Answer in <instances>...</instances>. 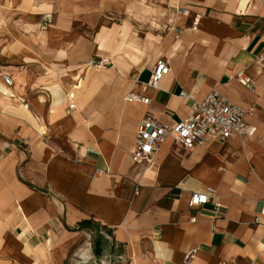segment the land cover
<instances>
[{
    "label": "crops",
    "instance_id": "1",
    "mask_svg": "<svg viewBox=\"0 0 264 264\" xmlns=\"http://www.w3.org/2000/svg\"><path fill=\"white\" fill-rule=\"evenodd\" d=\"M196 1L195 24L138 74L130 42L156 36L154 21L143 38L122 24L94 33L113 7L0 0V69L13 80H0L9 94L0 101V264H93L91 254L96 264H264V218L253 224L264 203V64L253 63L264 55V0ZM113 33L114 69H93L94 46L105 38L108 56ZM158 57L170 72L152 90ZM211 90L253 109L254 134L185 154L167 141L152 180L142 179L144 165L129 156L140 119L172 126L189 114L181 91L201 99ZM126 93L149 103L125 102ZM194 192L208 202L190 207Z\"/></svg>",
    "mask_w": 264,
    "mask_h": 264
},
{
    "label": "built area",
    "instance_id": "2",
    "mask_svg": "<svg viewBox=\"0 0 264 264\" xmlns=\"http://www.w3.org/2000/svg\"><path fill=\"white\" fill-rule=\"evenodd\" d=\"M93 63L92 60L91 64ZM253 63L255 65L264 64V55L255 58ZM169 72L170 67L167 60L164 57H158L150 73L148 88L156 90L161 80ZM236 79L247 90L253 89L252 81L244 74H238ZM0 80L5 87H12L13 85L12 78L3 73L1 69ZM179 96L185 99L188 104L189 114L185 119L169 126L145 115L138 122L129 156L132 161L144 165L141 174L142 179L152 180L154 157L167 141H171L174 150L185 154L204 145L208 139L226 142L234 135L251 137L254 134L255 129L245 122V118L253 114V109H243L232 104L216 90H211L201 99L183 91L180 92ZM124 101L143 105L149 103L147 98L132 93L127 95ZM73 108V105L68 106L69 111ZM207 202L208 196L206 194L194 192L190 196L189 205L190 207H198ZM214 207L217 210L220 204L217 202ZM261 218H264V203L259 211V218H255L253 224L259 225ZM88 249H91L90 245ZM91 257L84 259L86 262L90 261V263L96 264L94 262L95 256L91 254ZM99 264L105 263L102 261ZM111 264H117V261H113Z\"/></svg>",
    "mask_w": 264,
    "mask_h": 264
},
{
    "label": "rangeland",
    "instance_id": "3",
    "mask_svg": "<svg viewBox=\"0 0 264 264\" xmlns=\"http://www.w3.org/2000/svg\"><path fill=\"white\" fill-rule=\"evenodd\" d=\"M93 5H107L108 0H87ZM144 2V7H133L132 5L136 2ZM80 0H78L79 5ZM108 6L115 9L114 13H109L108 15H101L96 21L94 26V33L98 32V28L103 24L105 27H109L115 30L118 24H122L134 30L139 29V36L143 38L145 33L148 31L149 21H154L157 25L161 27L162 30H157V34L160 38L158 40L161 45L162 53L169 45H173L181 36L182 28L187 29L188 24H191L185 16L180 14L181 12H189V10L195 5L194 0H110ZM132 8V9H131ZM165 11V15L159 16V11ZM147 11V12H146ZM158 11V12H157ZM179 14L180 20H177ZM96 16V15H94ZM117 23V24H116ZM195 24V22H192ZM197 24V23H196ZM111 31V30H110ZM184 33V32H183ZM110 41V52L116 50V35L113 33ZM122 49V48H121ZM93 66H98L101 61V56L98 57L93 54L92 58ZM89 60V64L91 61ZM113 64L109 62L105 65L107 70H113ZM115 71V70H114Z\"/></svg>",
    "mask_w": 264,
    "mask_h": 264
},
{
    "label": "bare ground",
    "instance_id": "4",
    "mask_svg": "<svg viewBox=\"0 0 264 264\" xmlns=\"http://www.w3.org/2000/svg\"><path fill=\"white\" fill-rule=\"evenodd\" d=\"M110 3H111L110 0H108L107 4L109 5ZM133 7H142L143 8L144 2L136 1L132 5V8ZM180 14H182L186 18H189L190 23L195 22V16H192L188 12L184 11V12H181ZM163 15H165V11L160 10L159 16H163ZM177 20H180L179 14L177 16ZM151 26L154 27L156 30H162L161 27L159 25L155 24L154 22H151ZM120 33L121 32H119V34ZM158 40H160L158 35L153 36V35L147 34L145 40L140 43L139 47L136 46L135 43L133 44V42L131 40L130 46L133 48L134 52L140 57V62L136 68V72L138 74H142L143 71L146 69L148 63L153 59V57L155 55L161 53V45H160V42ZM106 43H107V41L105 38L98 40V44L96 46H94L93 54L98 56V57L102 56V54L104 53V51L106 49ZM133 45H135V46H133ZM128 56H130V55H128ZM102 57H103L102 62L100 64H98V66H93L92 64H90L93 67V69H96L98 71H105L106 70V68H105L106 64H108L111 61H113L115 63V61L117 60L116 51L109 52L108 56H102ZM127 95H129V93L128 94L126 93V95L123 97V101ZM8 97H9V94L6 93L4 90L0 89V101H4Z\"/></svg>",
    "mask_w": 264,
    "mask_h": 264
}]
</instances>
